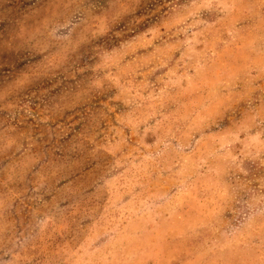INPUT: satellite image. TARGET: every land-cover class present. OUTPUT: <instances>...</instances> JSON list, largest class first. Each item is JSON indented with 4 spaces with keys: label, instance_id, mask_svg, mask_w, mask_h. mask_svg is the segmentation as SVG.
Returning <instances> with one entry per match:
<instances>
[{
    "label": "rangeland",
    "instance_id": "rangeland-1",
    "mask_svg": "<svg viewBox=\"0 0 264 264\" xmlns=\"http://www.w3.org/2000/svg\"><path fill=\"white\" fill-rule=\"evenodd\" d=\"M0 264H264V0H0Z\"/></svg>",
    "mask_w": 264,
    "mask_h": 264
}]
</instances>
